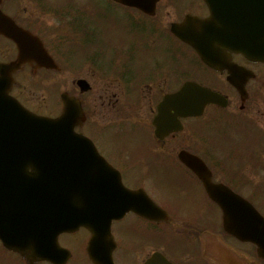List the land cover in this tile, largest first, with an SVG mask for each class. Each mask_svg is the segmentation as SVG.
<instances>
[{
  "label": "flooded vegetation",
  "instance_id": "af4514ba",
  "mask_svg": "<svg viewBox=\"0 0 264 264\" xmlns=\"http://www.w3.org/2000/svg\"><path fill=\"white\" fill-rule=\"evenodd\" d=\"M104 1L103 6L111 4L113 8L81 0V4L93 6L82 13L77 8L42 7L35 2L44 9L40 18L25 16L6 0L2 9L49 45L47 49L54 57H65L60 49L68 41L81 49L73 54L81 57L86 69L81 79L87 81L81 86L85 118L79 130L119 171L127 187L143 189L167 211L166 220L151 221L134 211L114 219V262L145 264L153 253L159 252L172 264H215L202 248L204 234L221 225V211L198 175L180 161L179 152L199 156L211 181L252 202L262 196L264 62L220 47L218 55L224 61L217 67L209 66L190 44L171 31V25L188 14L209 16L204 0H156L145 5ZM185 81H196L219 96L206 103L200 115L176 118L174 110L169 109L157 129L154 119L162 98ZM15 84L16 79L10 92L25 106L38 113H57H45L29 105ZM72 91H77L76 84ZM91 101L97 105L94 118L89 117ZM113 133L116 135L111 137ZM0 177L4 181L0 187V264H72L75 252L60 239L78 238V232L61 233L56 250L52 244L36 242L21 248V230L15 221V172L3 170ZM164 228L175 229L184 238L176 244L179 249H171V241L161 237L169 235ZM152 232L159 235L155 236L159 239L156 242L146 238ZM88 236L89 232L81 228L82 253L87 264H92L86 253Z\"/></svg>",
  "mask_w": 264,
  "mask_h": 264
},
{
  "label": "water",
  "instance_id": "95a60500",
  "mask_svg": "<svg viewBox=\"0 0 264 264\" xmlns=\"http://www.w3.org/2000/svg\"><path fill=\"white\" fill-rule=\"evenodd\" d=\"M121 1L137 5L155 0ZM206 1L214 7V16L204 20L187 17L172 26L173 32L209 62L214 55L211 49H217L221 43L212 39V35L221 25H228L237 30L235 35L239 36V39L231 38L230 43L240 44V51L245 55L264 61V0ZM0 34L12 39L17 47L14 59L0 61V148H7L0 151V168L7 159L12 163L11 169L15 165L21 180L20 203L22 210L27 211L18 221L22 243L27 245L47 234L55 236L60 231L85 226L91 232L87 252L93 263L114 264L112 219L129 209L153 218L158 209L151 200L146 198L143 202L135 192L119 184L113 168L101 158L91 141L75 132L74 126L83 117L77 98L62 93V111L52 118L29 111L8 94L12 74L24 63L35 62L37 67L46 68L57 65L41 41L18 26L1 9ZM78 84L81 85V80ZM212 99V94L205 88L188 82L165 100H171L178 113L192 115L200 112ZM19 148H22L21 152ZM180 157L198 173L210 197L221 207L224 229L239 240L255 244L258 255L264 258V217L248 201L225 187L210 183L203 174L205 166L197 157L186 153H181ZM34 203L41 206L38 216L33 218L37 222L32 223L29 216ZM210 249L222 264H248L220 245Z\"/></svg>",
  "mask_w": 264,
  "mask_h": 264
},
{
  "label": "rangeland",
  "instance_id": "374dc122",
  "mask_svg": "<svg viewBox=\"0 0 264 264\" xmlns=\"http://www.w3.org/2000/svg\"><path fill=\"white\" fill-rule=\"evenodd\" d=\"M9 1L12 4H15V8H18L22 11L23 14H26L25 16L30 18H40V12L44 9L39 7L36 3H38L40 6H53V7H66L68 9L77 8L79 11L81 10V13L83 10L89 9L93 6L89 4H81V0H6ZM59 4H52L50 2H58ZM93 3L101 4L103 8H113L111 4L103 6L104 0H91ZM188 1V0H187ZM36 2V3H35ZM78 2V3H76ZM188 3H190L188 1ZM10 13L14 14V11H9ZM21 13V14H22ZM47 45V44H46ZM63 48L60 49V52L64 54L67 57H72L71 55L74 54V51H80L81 49L79 47L73 46L71 43L66 42L62 43ZM48 46V45H47ZM49 47V46H48ZM51 47V45H50ZM15 54L14 46L7 42L6 40L0 39V58L2 60L9 59L13 57ZM57 61L62 65V70L59 72L51 71V70H36L31 71L30 67H25L20 72L16 73V86L18 87V94L20 95V92L22 91V97L23 99L36 109L45 112V113H53L56 110H58V106H56V98L58 97V94L63 89H70V91L73 90V86L75 84H72V81L77 78L81 77V74H83L86 69L83 65H81V59L80 58H69L66 60L65 58L58 57ZM21 90V91H20ZM126 95L123 94L122 98ZM97 105L94 104L93 101H91L90 107L88 109L90 110L89 117L94 118L95 109ZM128 130V129H126ZM116 133L110 134L111 137H114ZM157 200V199H156ZM165 203V202H164ZM257 209L264 215V197L263 200H260L256 203ZM163 230H167L169 233L172 232L173 241L175 239V229L171 228H164ZM219 230V228H218ZM79 237H72V236H64L60 239L61 243L66 246H71L72 250L75 252V259L72 264H77L79 261L81 264H87L86 258L84 257L82 253V246L81 244V231L77 234ZM83 238L85 235H82ZM155 236H159L158 233H150V236L148 235L146 238L150 242H156L159 239H156ZM163 238H169L161 235ZM86 238V237H85ZM228 242H234L231 240H228ZM237 242V243H236ZM175 246V243L172 242ZM234 243L237 248H239V251L244 254L247 258L254 260L256 264H264V260L258 261V259L255 256L254 248L249 245H245L244 243H238V241H235ZM171 247V244H170ZM169 246L167 248L170 249ZM176 249V248H172ZM176 254V253H175Z\"/></svg>",
  "mask_w": 264,
  "mask_h": 264
}]
</instances>
